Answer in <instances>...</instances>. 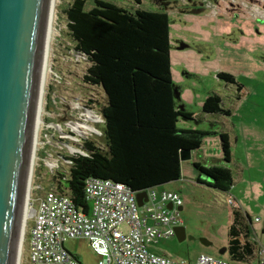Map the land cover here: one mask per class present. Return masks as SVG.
<instances>
[{
    "label": "rangeland",
    "instance_id": "374dc122",
    "mask_svg": "<svg viewBox=\"0 0 264 264\" xmlns=\"http://www.w3.org/2000/svg\"><path fill=\"white\" fill-rule=\"evenodd\" d=\"M54 1L51 19L52 31L50 32L46 58L47 67L44 81L41 83V101L38 102L37 108L39 110L41 106L38 116L41 121L37 126V131H35V154L32 174L29 178V194L32 197L43 194L46 189L54 185L52 173L41 162L44 150L52 149L61 154L69 153L70 149L66 146H62L61 149L53 146V144H57V140L76 148L81 144L77 143L75 136L60 138L58 129L45 128L44 125L46 126L50 122L61 125L64 122H74L76 118L83 117L81 109H79L81 103L92 107L96 112H100L101 107L106 103L105 94L100 87L83 81V76L86 74L90 63L86 61L85 56H81L75 51L74 42L68 32L65 9L68 8L72 0ZM115 1L127 9L139 6L145 10L157 11L160 8L157 4L158 0H141L140 5H136L131 0ZM170 1H172V6L175 3L182 6L196 4L195 0H191L192 2L190 0ZM206 2H210L217 8L216 4H219L220 0H206ZM90 4L91 1L87 0V8L90 7ZM222 8L224 7L222 6ZM222 8L218 7L219 12L214 11L215 15L218 14L214 17H204L201 12L191 10L180 12L177 8L168 12L170 15L168 16L170 38L179 39V44H187L191 48L177 50L176 53H171V49L169 50L172 81L179 83L181 88L185 90L187 96L183 95V98L187 109L198 114L193 120H187L190 121L189 123L182 124L178 121L177 127L180 129L181 126H184L183 128L196 126L198 129L210 130L212 126L210 123L200 121V119L198 121L196 117L218 116L205 115L201 111V105L194 100V95L204 94L210 88H213V91L214 89L217 90L215 91L217 94H221L223 106L231 112L229 116H219L227 118L223 128H234L235 124L241 136L239 146L234 151L235 131L230 129L229 132L233 138L232 145L230 144L232 156L235 152V155H238L236 158L238 163L240 160L246 161L242 151L247 147H252L254 151L249 153L251 164H263V166L252 167V171L248 172L254 176L252 178L254 198L251 202V210L254 213H251L253 221L251 226L254 230L257 228L258 244L264 248V233L261 231V227H264V150L259 152L260 149H264V21L262 22V18L259 17L262 15L261 12L248 14V17L242 15L237 19L228 17L230 21H226L220 18L223 15L219 14L223 10ZM259 8L264 13V8L261 5ZM241 21L246 22L242 23ZM230 22L235 24L236 28L241 29L243 35L238 41L235 40L236 42L230 41L228 44L218 47L215 41L218 35L222 34L221 36H223L224 32L229 31L227 29L230 27ZM218 26L222 28L227 26V28L218 30ZM238 33L239 31L236 32V34ZM201 54L206 58H203ZM173 68L177 71L174 72ZM183 70L192 76L185 77L182 74ZM215 70L228 72L234 76L243 88L239 93L240 97L234 84H228L232 88H227L225 91L222 87L219 89L215 86L216 82L213 80L214 75H212ZM174 95L178 105L177 92H174ZM95 127L97 128L99 125ZM99 128L101 129V127ZM53 132L54 135L51 136L50 133ZM99 137L93 136L91 138L100 142L101 138ZM192 160V158L181 160L182 174L180 179L160 186L166 190L176 191L181 196L183 208L180 210L179 216L182 219V226L185 228L186 238L181 241L176 236L162 238L156 243L149 244V249L172 259L185 260L191 263L199 254L206 253L219 256L227 264H259L256 256L248 262L231 258L226 248L228 245V226L231 221V206L226 198V192L208 185L197 184L192 179L193 175L198 173ZM233 168L235 169V167ZM60 170H63L62 166ZM61 182L65 184V179L62 178ZM37 185L41 186L40 190H37ZM26 201L27 199H25L23 215L26 213ZM25 219L27 220V217ZM26 227L28 228V226ZM202 239L210 242V244L205 245ZM21 245L18 264H29L26 241L22 239ZM64 245L68 251L79 258L82 264H97L99 257L91 250L86 240L67 239ZM222 248H226V252L220 254L219 250Z\"/></svg>",
    "mask_w": 264,
    "mask_h": 264
},
{
    "label": "trees",
    "instance_id": "16d2710c",
    "mask_svg": "<svg viewBox=\"0 0 264 264\" xmlns=\"http://www.w3.org/2000/svg\"><path fill=\"white\" fill-rule=\"evenodd\" d=\"M90 1L87 8V0H72L65 15L75 51L90 63L83 81L105 94L106 103L98 112L104 119L101 141L89 138L83 142L87 155L72 156L71 165L53 176L56 188L85 212L89 204L83 188L89 177L121 182L133 191L160 188L181 178V151L198 149L212 135L219 136L223 159L229 162L231 146L226 132L177 127L179 119L192 120L193 114L175 101L168 14L139 6L127 9L111 0ZM216 76L241 91L242 85L232 74L221 71ZM201 111L210 116L231 114L215 92L204 99ZM193 165L198 182L224 192L231 188L229 169ZM201 174L210 180H201ZM232 217L227 251L232 259L244 261L253 254L254 246L241 243L239 237L248 236L251 219L237 208L232 209Z\"/></svg>",
    "mask_w": 264,
    "mask_h": 264
},
{
    "label": "built area",
    "instance_id": "2783aa9c",
    "mask_svg": "<svg viewBox=\"0 0 264 264\" xmlns=\"http://www.w3.org/2000/svg\"><path fill=\"white\" fill-rule=\"evenodd\" d=\"M220 1L228 4L238 0ZM202 2L207 8L214 7L206 0ZM238 2L245 6V0ZM252 2L253 6H260L264 0ZM252 10L254 13L262 12L259 7ZM79 106L83 117L76 118L74 122L61 125L50 122L44 125L45 128L58 129L60 138L75 136L77 143H81L76 148L57 140L53 146L58 149L66 146L70 149L66 154L52 149L44 150L41 162L52 177L56 171H60L61 166L67 169L71 165L72 156L87 155L82 147L85 140L102 134L103 117L86 104ZM50 134L52 136L54 132ZM36 187L37 190L41 189L40 185ZM83 189L89 204L86 212L55 185H51L43 194L34 197L27 195L25 207L28 216L23 225L22 239L26 241L29 264H82L65 247L67 239L86 240L99 257L97 264H227L220 257L206 253L199 254L191 263L149 249V244L174 236L175 228L182 225L178 208L182 207L183 201L178 192L147 188V200L138 205L135 195L140 191H133L126 184L111 179L89 177ZM229 202L232 203V200ZM169 203L172 206L170 209L167 207ZM259 261L264 264V249L259 251Z\"/></svg>",
    "mask_w": 264,
    "mask_h": 264
},
{
    "label": "water",
    "instance_id": "95a60500",
    "mask_svg": "<svg viewBox=\"0 0 264 264\" xmlns=\"http://www.w3.org/2000/svg\"><path fill=\"white\" fill-rule=\"evenodd\" d=\"M49 9L50 0H0V264H18ZM190 156L191 151L180 153L181 160ZM135 197L142 205L146 189ZM175 236L186 238L182 225Z\"/></svg>",
    "mask_w": 264,
    "mask_h": 264
},
{
    "label": "crops",
    "instance_id": "0c3cea01",
    "mask_svg": "<svg viewBox=\"0 0 264 264\" xmlns=\"http://www.w3.org/2000/svg\"><path fill=\"white\" fill-rule=\"evenodd\" d=\"M111 1H113L116 4L119 5V2L117 3L115 0H111ZM194 2H196V4H189L187 6H182L180 4L178 5V4L175 3V5L172 6V1H170V0H164V2H161V0H158L157 4L160 6V8H158L157 11H164V12H166L168 14V12H171L172 10L177 8L180 12L181 11L182 12H184V11L187 12V11L191 10L193 12H201L204 17H214V16L218 15V14L215 15L214 11H218L219 12L218 7L221 9L222 6H223V4H221V2H220L219 4H216L217 8L216 7L207 8L204 5V3L201 2V0H197V1L195 0ZM161 3L165 4L166 6L162 5ZM253 5H254V2H252V0H245V6L242 5V6H237V7H233V8H226V7L223 6L224 7V8H222L223 10L221 11V13H219V14H223V15H221L220 18L225 19L226 21H230L228 17H231V19H237V18H239L242 15L248 17V14H254V12L252 10L254 7H259L258 5H255V6H253ZM260 5L264 8V4L263 5L260 4ZM152 11H154V10H152ZM168 16H170V15L168 14ZM259 17L262 18L261 20L263 22L264 21V13H262V15H260ZM245 22L246 21H243L242 23H245ZM218 24H220V22H218ZM235 26H236L235 24L231 23L230 27H228V29H227L229 31H227L226 33L224 32L223 36H221L222 34L218 35V38L215 41V44L218 47L224 46V45L228 44L230 41L236 42V41H238L240 39L241 35H243V31L241 29H239V28H236ZM217 28H218V30H220V28L221 29H225V28H227V26H224V28H222L221 26H218ZM237 31H239L238 34H236ZM240 31H242L241 34H240ZM256 31L258 33L257 29H256ZM239 34H240V36H239ZM225 35H227V37H225ZM178 40H173V39L170 38L171 53L172 52L176 53L177 50L191 49L187 44H183V43L179 44ZM201 56L203 58H206L202 54H201ZM173 69H174V72L177 71L175 68H173ZM171 70H172V66H171ZM218 72H221V71L215 70L212 73V75H214L213 80L216 82L215 86L218 87L219 89H221V87H222L224 89V91L227 90V88H232V87H230L228 85V83H225L222 80H220L219 78H217L216 75H217ZM182 74L185 77H187V78L192 76V75L188 74L185 70L182 71ZM178 77H179V75H178ZM230 85H232V84H230ZM174 86L176 87V90L178 91V105H179V108H182V109H184L186 111L191 112L193 114V119H194L195 116H198V114H196L193 111L187 109L186 104L184 102L185 100L183 98V95L187 96L186 93H185V90L181 88L179 83L178 84L174 83ZM219 89H218V91H219ZM215 91H217V90L214 89V91H213V88H210L209 90H206L204 92V94L194 95V100H196L197 103L202 106V103H203L204 99L210 93H213ZM239 93H238V95H239ZM219 95H220V97H221V99L223 101V97L221 96V94H219ZM212 116H216V115L214 114ZM199 119H200V121H206V122H208V123H210L212 125L210 130H208V129H205V130L213 131V132H226V134L229 137V141H230L231 145H232V139L233 138H232V136H231L229 131H230V129L235 131L234 132L235 133L234 134V142H235L234 143V151H236V148H238V146H239L241 136H240V131L238 129H236V125L235 124H234V128L232 127L230 129H224L223 125L226 124V119L227 118L219 117V116L218 117H204V116H201V117H199ZM179 122H181L182 124H186V123H189L190 121H187L185 119H179ZM241 126H242V124H241ZM183 127L181 126L180 128H183ZM190 128H196V126H191ZM190 128H187V129H190ZM183 129H186V128H183ZM253 134L256 135L255 132H253ZM263 150L264 149H260L259 152H261ZM251 151H254L252 149V147H247V148H245L242 151V155L246 157V161L240 160V162L238 163V160L236 159L238 155H235V152H233V156L231 154L230 161L226 162L223 159V155H222L221 148H220V140H219V136L218 135H212V136H209V137L205 138L203 140L201 146L198 149H196L194 151H191L190 158L193 159L192 160L193 163H198L201 166L206 167V168L207 167H212V166H219V167H224V168H227V169L230 170L231 175H232L233 183H232V186L229 189V191L226 192V198H227L228 202H229L230 199L232 200V203L229 202V204L231 206V212H230L231 221H230V224H231L232 219H233V217H232V209L233 208H237L238 210H240V212L244 216L248 215V217H250V219H251V223H253L252 214L251 213H254V212L251 210V208H252L251 207V202H252V199L254 198V196L252 194V187L254 185V182L252 181V178L254 176H253L252 173H249L248 171H252V167H256L258 165L259 166H263V164H260V163H256L254 165L251 164V159L249 157V153ZM233 167H235V169ZM181 174H182V165H181ZM197 177H198V173L194 174L192 179H194L197 184L206 186L205 183L198 182L197 181ZM247 187H249V188L246 191ZM182 208H183V206H182ZM256 230H257V228H256ZM256 230H254L253 227L251 226L250 233L248 234V236L245 237V236H243L241 234V236L239 237V240H240L241 243H243L245 241L250 242L254 246V248L252 250L253 254L246 256V259L244 261L248 262L253 257L256 256L257 260H258V263L261 264L260 261H259V251L264 249V248H261V246L258 244ZM261 231L264 233V227L263 226L261 227ZM174 236H172V237H174ZM169 238H171V237H169ZM209 244H210V242H209ZM228 244H229V236H228ZM225 252H226V250H225Z\"/></svg>",
    "mask_w": 264,
    "mask_h": 264
},
{
    "label": "bare ground",
    "instance_id": "6f19581e",
    "mask_svg": "<svg viewBox=\"0 0 264 264\" xmlns=\"http://www.w3.org/2000/svg\"><path fill=\"white\" fill-rule=\"evenodd\" d=\"M54 2H55L54 0H50V9H49V13H48V27H47L46 39H45V43H44L43 62H42V67H41V82H40L38 102L41 101V93H42L41 83H43V81H44L45 69L47 67L46 66V63H47V59L46 58H47V53H48V42L50 40L49 39L50 32L52 31V29H51V23H52L51 22V19L53 17L52 15H53V9H54ZM40 107H39V110H37L35 131H37V126L39 125V122L41 121L40 119H38V116H39V113H40ZM89 115H90V113H89ZM35 142H36V134H35V139H34V142H33L32 153H31V161H30L31 167H30V172H29V178H31L30 176L32 174L33 157H34V154H35V151H34V149H35ZM29 182L30 181L28 180L27 187H26V197H25V199H27V197H28L27 195H29V187H30ZM24 205H25V202H24ZM25 210H26V213L23 215L24 221L22 220L23 224H24V222L26 220L25 217H27V215H28L27 209H25ZM22 232H23V230L21 229V232H20V240H19V251H20V242L22 243V236H23L22 235Z\"/></svg>",
    "mask_w": 264,
    "mask_h": 264
},
{
    "label": "flooded vegetation",
    "instance_id": "af4514ba",
    "mask_svg": "<svg viewBox=\"0 0 264 264\" xmlns=\"http://www.w3.org/2000/svg\"><path fill=\"white\" fill-rule=\"evenodd\" d=\"M238 1H240V0H238ZM238 1H236V2H234V3H231V2H228V4L227 3H225V2H221V4H223V6L224 7H226V8H233V7H237V6H242L241 4H240V2H238ZM201 2H202V0H201ZM264 4V2L262 3V5Z\"/></svg>",
    "mask_w": 264,
    "mask_h": 264
}]
</instances>
